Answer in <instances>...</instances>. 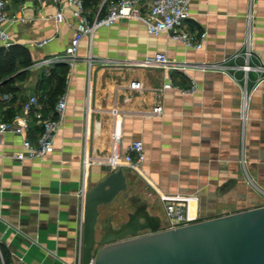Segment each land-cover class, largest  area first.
<instances>
[{
  "label": "crops",
  "instance_id": "obj_1",
  "mask_svg": "<svg viewBox=\"0 0 264 264\" xmlns=\"http://www.w3.org/2000/svg\"><path fill=\"white\" fill-rule=\"evenodd\" d=\"M113 1L89 5L91 22ZM150 1L138 0L142 13ZM6 2L17 60L9 73L0 72V122L16 123L31 95L46 113L63 96L67 107L55 151L43 158L15 160L23 138L0 135V264H78L82 190L113 170L122 169L126 187L99 209L122 198L134 209L119 226L107 225L105 234L125 223L165 229L160 195L188 196L196 221L260 206L262 195L248 173L264 180V82L243 114L244 72L237 67L249 37L254 60L264 64V0H192L185 24L197 38L206 34L199 50L168 33L151 36L140 20H121L82 40L73 62L53 63L47 60L64 54L73 38L71 11L57 24L53 0ZM1 49L0 61L9 50L0 42ZM159 52L172 68L141 64ZM235 54L241 57L231 59ZM257 77L250 74L249 92ZM169 81L173 87L165 88ZM193 82L196 89L188 91ZM41 129L34 122L24 137L37 144ZM135 140L145 147L140 170L114 169L107 158L115 149L124 156Z\"/></svg>",
  "mask_w": 264,
  "mask_h": 264
},
{
  "label": "built area",
  "instance_id": "obj_2",
  "mask_svg": "<svg viewBox=\"0 0 264 264\" xmlns=\"http://www.w3.org/2000/svg\"><path fill=\"white\" fill-rule=\"evenodd\" d=\"M57 5V11L54 15V20L57 24L65 21V15L68 10L71 11L72 17L75 20V32L70 45L66 48L64 54L56 56L52 60H47L49 63L53 62H73L76 59L78 49L82 40L87 37H92L94 32L102 27H110L121 20H140L147 28L151 36H159L164 33L171 35L172 39L181 42L188 48L201 49L203 41L206 36L205 33L200 35V38L191 33L187 28L185 21L189 17V9L192 0H151L147 6L146 13H142L138 6V0H115L111 2L104 15H101L103 6L100 7L98 14L93 22L89 17V12L85 6L84 0H53ZM13 21L7 13L6 0H0V42L5 48H10L12 41L7 31L6 24ZM50 40L46 39L38 43L42 46ZM240 54H235L231 59H238ZM244 62L237 68L244 72L243 89V111L246 112L250 100V93L247 85L250 80V74L256 73L258 75L253 91L264 82V64L257 63L254 60L253 52L251 50L250 37L247 40L246 50L242 54ZM146 67H168V57L165 53L159 52L153 56H147L142 62ZM140 84L133 82L131 87L137 88ZM165 88H172L171 81L166 83ZM196 89V84L193 82L191 90ZM252 91V92H253ZM67 107V99L65 96L61 97L54 109L46 113L41 109V104L37 95H31L23 104L22 112L15 117L16 123L0 122V135L13 134L21 136L22 149L14 152L12 157L17 161L33 160L43 158L55 151V136L59 128L63 124L65 117V110ZM161 107L156 108V112L160 113ZM36 122L41 125L42 129L39 134L37 144H33L25 133ZM146 160L145 147L142 140L133 141L124 156H121L117 149L111 157L106 161L112 165L114 169L125 165L133 171H139ZM84 168L89 165L88 157L85 155L83 159ZM85 187L82 190V195L85 198ZM160 200L164 205L167 227L165 229H173L189 225L197 222L196 218L190 214V198L184 195H160ZM82 254V251H81ZM0 256L2 253L0 250ZM81 264V255L79 263ZM90 264H94L92 259Z\"/></svg>",
  "mask_w": 264,
  "mask_h": 264
},
{
  "label": "water",
  "instance_id": "obj_3",
  "mask_svg": "<svg viewBox=\"0 0 264 264\" xmlns=\"http://www.w3.org/2000/svg\"><path fill=\"white\" fill-rule=\"evenodd\" d=\"M125 187L118 169L86 192L81 264H264V205L173 229L125 223L97 241L99 207Z\"/></svg>",
  "mask_w": 264,
  "mask_h": 264
},
{
  "label": "rangeland",
  "instance_id": "obj_4",
  "mask_svg": "<svg viewBox=\"0 0 264 264\" xmlns=\"http://www.w3.org/2000/svg\"><path fill=\"white\" fill-rule=\"evenodd\" d=\"M250 96L252 97L254 94L253 92H249ZM250 97V98H251ZM250 101V100H249ZM249 177H251L250 184L254 188L255 191H258L262 195V199L259 202L260 206L264 205V180H257V178H252L250 174L248 173ZM259 207V206H257ZM132 204L125 200V199H119L116 204H113L112 206H104L101 207L100 214L98 217V222L96 226V239L97 241H100L102 237L104 236L105 228L107 225H112L113 227L119 226L121 223L125 222L127 220V213L129 211H133ZM149 230H143L140 232V234L148 233Z\"/></svg>",
  "mask_w": 264,
  "mask_h": 264
},
{
  "label": "trees",
  "instance_id": "obj_5",
  "mask_svg": "<svg viewBox=\"0 0 264 264\" xmlns=\"http://www.w3.org/2000/svg\"><path fill=\"white\" fill-rule=\"evenodd\" d=\"M101 2V0H84L85 6L86 8L91 5V4H99ZM101 14L104 15V8L101 11ZM4 49V48H3ZM3 49H1V52H4ZM9 50L7 51V55H6V59L0 61V72L7 74L10 72V70L14 67L15 63H16V47L10 46V48H8ZM2 58V55L0 56V60ZM9 66V68H8ZM10 81L7 80L3 83V86L1 88H5L6 84Z\"/></svg>",
  "mask_w": 264,
  "mask_h": 264
}]
</instances>
